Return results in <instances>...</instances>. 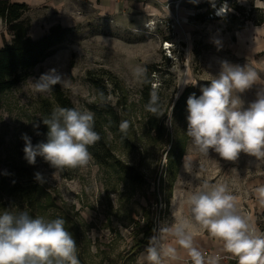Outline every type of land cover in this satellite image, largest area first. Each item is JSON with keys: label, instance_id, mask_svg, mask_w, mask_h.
<instances>
[{"label": "rangeland", "instance_id": "rangeland-1", "mask_svg": "<svg viewBox=\"0 0 264 264\" xmlns=\"http://www.w3.org/2000/svg\"><path fill=\"white\" fill-rule=\"evenodd\" d=\"M24 1H28L24 16L33 37L43 35L56 23L73 27L74 32L38 62L26 80L0 93V211L27 210L34 218L63 219L76 240L80 264H147L145 249L153 236L154 246H169L174 249L172 256L177 257L170 261L172 256H162V264H196V258L190 257L193 252L176 253L183 245L162 229L181 219L191 221L188 199L205 183L226 184L241 212L259 229L264 228V206L255 193L256 187L264 184V159L241 153L236 161H227L212 150L202 154L186 133L188 113L183 118L172 113L189 83L210 81L220 71L222 61L247 64L264 81V0L229 2L236 6L222 0L219 6L214 5L213 13L208 8L217 0H184L178 11L174 10L176 4L170 5L172 25L157 24L151 29L125 22L112 11L104 12L94 0ZM215 7L226 9V17L216 16ZM164 13L151 12L154 18ZM11 38L0 19V44ZM164 39L173 41L171 52L162 48ZM152 64L161 65L168 73L149 74L153 80L147 96L144 81ZM51 69L61 76L60 84L77 110L93 113L89 106L98 102L99 89L89 80L90 71L98 80L103 77L108 90L106 103L118 110V118L105 116L96 121L102 124L98 127L100 142L93 151L89 148V164L64 169L55 176V169L42 157H37L34 165L25 160L21 139L22 133H27L33 145L40 143L35 134L42 128L43 116L60 107L52 90L37 93L29 82ZM137 69L142 70L141 75ZM261 90L264 84L258 83L242 94L245 107ZM153 91L160 99V111L165 113L158 117L167 127L163 134L146 124L154 115L146 109ZM122 122L128 124L125 131L120 128ZM47 132L41 142H46ZM173 139L184 144L185 153L178 168L170 172L167 152ZM127 167L140 174V182L125 176ZM36 173L42 174L44 183L35 179ZM8 177L20 183H39L47 197L42 199L46 210L42 201L30 206L12 193L2 184ZM152 221L154 228L147 241L133 250ZM186 231L192 237V247L200 243L202 248H210L216 243L195 222ZM217 244L222 248L219 241ZM225 262V258L200 259V264Z\"/></svg>", "mask_w": 264, "mask_h": 264}, {"label": "clouds", "instance_id": "clouds-1", "mask_svg": "<svg viewBox=\"0 0 264 264\" xmlns=\"http://www.w3.org/2000/svg\"><path fill=\"white\" fill-rule=\"evenodd\" d=\"M224 11L222 8L221 12ZM141 74L142 70L137 69V75ZM62 81L56 70L51 69L35 82H29L37 93H45ZM258 83L264 84V81L247 64L222 61L218 74L212 75L208 85L200 89L202 94L188 97L186 133L202 154L208 155L212 150L227 161H236L241 153L264 159V90L247 107L242 99V94ZM146 109L157 117L165 114L158 107L155 91ZM42 122L48 128L46 142L33 145L27 133L21 135L24 158L30 165L42 157L55 169V176L64 169L89 164V147L100 139L94 130L93 113L56 107ZM127 127V122L120 125L122 131ZM35 179L45 182L41 173H36ZM255 193L264 206V184L256 187ZM188 204L191 221L181 219L174 226L163 228V232L174 236L180 245L190 247L192 237L186 229L195 222L219 241L224 251L237 259V264H264V233L237 207V198L226 184L205 183L190 195ZM64 225L61 218H34L27 210L13 212L4 208L0 211V264H80L76 240ZM154 240V236L149 240L145 260L147 264H162L161 257L172 256L174 249L158 248L153 245ZM193 255L196 264H200L199 253L193 250Z\"/></svg>", "mask_w": 264, "mask_h": 264}, {"label": "trees", "instance_id": "trees-1", "mask_svg": "<svg viewBox=\"0 0 264 264\" xmlns=\"http://www.w3.org/2000/svg\"><path fill=\"white\" fill-rule=\"evenodd\" d=\"M226 3H229L232 0H224ZM222 0H217L215 3L209 7L208 10L213 13L214 5L219 6ZM230 6H236L235 3H229ZM240 9V7H237ZM28 9V4L26 2H21L17 0H0V19H2L7 26V29L12 35V38L9 41L4 42L2 45L0 44V93L7 91L13 88L15 85L20 82L26 80L31 74L33 68L38 64V62L43 61L47 56H49L55 48L62 42L66 40V38L74 32L73 27L64 26L61 23L53 24L49 27L48 31L39 37H33L29 33L30 23L26 19L25 12ZM226 14L228 12L226 11ZM223 14L222 16L226 17ZM148 78L145 82L146 90L145 94L147 96L150 95L152 88L150 85L151 80L153 78L149 77L151 72L158 73V71L162 74L168 73L167 69H163L161 65L152 64L148 66ZM89 80H91L96 87L99 89L98 91V102L95 104H91L89 108L94 113V130L99 134L98 127L102 126L100 118L102 117H110L114 119L118 118V110L113 107L111 104L106 103V96L108 90L105 85L102 83V78L98 80V77L92 75V72H89ZM209 83L208 80H201L197 84H190L187 86L182 93L177 98L174 104V117L183 118L187 115V99L191 95H195L199 97L202 93L200 89L202 87L207 86ZM52 92L56 99V102L60 107L66 108H75V105L69 98L68 94H66L65 90L61 86V84H57L53 86ZM160 100V99H158ZM49 117L48 115H44V118ZM148 128L151 130H155L156 133L163 134L167 127L166 125L159 120L156 115H151L148 117L146 121ZM48 131L46 125L42 122V128L40 131L35 134L36 139L40 142L44 140L45 133ZM99 140L89 148L93 151V149L99 144ZM172 146L167 152L168 157V168L170 172H174L175 168L177 169L180 163L181 158L185 153L184 144L177 139H173ZM94 155L98 156L96 151L93 152ZM125 176L134 182H140V174L138 172H133L132 170L124 169ZM5 186H9L12 190V193L20 196L23 200L26 201L27 204L30 203V206H38L39 202L42 199L45 200L46 194L44 188L39 185V183H35L33 181H26L25 183H20L17 180L12 179V177H8L7 180L3 181ZM41 206H43L44 210H46V206L42 201ZM154 223L153 221L150 224L146 235L141 238L133 247V250L140 246L142 243L147 241L149 234L153 231Z\"/></svg>", "mask_w": 264, "mask_h": 264}, {"label": "crops", "instance_id": "crops-1", "mask_svg": "<svg viewBox=\"0 0 264 264\" xmlns=\"http://www.w3.org/2000/svg\"><path fill=\"white\" fill-rule=\"evenodd\" d=\"M17 1L25 2L24 0H17ZM94 1H96L98 5L99 3L101 4L99 6L104 12L112 11L113 13L119 14L121 18L123 17L125 22L132 21L134 24L138 26H141V25L144 26L145 21H148L150 18L153 17L151 12L158 11L159 13H162L163 12L162 7L166 5H168L167 9L168 11H170L169 8L171 4H176V6L174 5L175 6L174 10L178 11L179 8L181 7L180 6L181 3L184 0H123L119 2L114 1V0H94ZM170 12L174 13L173 11H170ZM215 242L216 243L213 245L209 242L207 243L209 246L212 245L210 248H202L201 245H199L200 243L197 245H193V247L192 245H190V247L183 246L181 248V251L179 253L178 252L176 253L179 255H183V254L187 255L188 253L193 252L192 250H195L196 253H199V259L205 258L203 257V252L205 250H210V251L212 250L213 252H219L223 250V252L226 253V251L222 249L223 247L222 248L219 247V245L217 244V240H215ZM201 244H206V243L202 241ZM190 257L196 258L194 257L193 254H190ZM173 260H177V257L172 256L170 261H173ZM224 264H234V262L226 259V262Z\"/></svg>", "mask_w": 264, "mask_h": 264}, {"label": "built area", "instance_id": "built-area-1", "mask_svg": "<svg viewBox=\"0 0 264 264\" xmlns=\"http://www.w3.org/2000/svg\"><path fill=\"white\" fill-rule=\"evenodd\" d=\"M114 1L119 2V1H123V0H114ZM167 8H168V5L162 7L163 12H166V13H164L165 15H161V16H158V17H155V18L154 17L150 18L148 21H145L144 27L146 29H151L153 25L156 26L157 24H159L160 26L169 25V24L172 25L173 24V22H172L173 21L172 20L173 16L168 11ZM221 9H222V7H215V11L214 12H215L216 16H222L223 15V13L225 11L221 12ZM172 46H173V41H171L169 39H164L163 40L162 48L164 50H169V52H171V47ZM167 56L172 58L171 55H167ZM258 230L261 233H264V228H261V229L258 228ZM203 257L209 258V259L225 258V259H227L229 261L234 262V264H237V259L235 257H233L230 253H227V252L226 253H220V252H213L212 250L211 251L210 250H205L203 252Z\"/></svg>", "mask_w": 264, "mask_h": 264}]
</instances>
